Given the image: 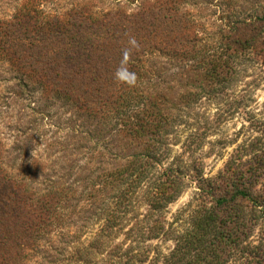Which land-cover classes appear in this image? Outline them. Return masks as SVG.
Segmentation results:
<instances>
[{
  "label": "rangeland",
  "instance_id": "rangeland-1",
  "mask_svg": "<svg viewBox=\"0 0 264 264\" xmlns=\"http://www.w3.org/2000/svg\"><path fill=\"white\" fill-rule=\"evenodd\" d=\"M79 3L84 13L110 12L108 19L118 20L120 38L106 40L109 49L95 52L91 66L83 67L87 73L70 84L81 91L143 88L161 118L140 136L119 134L115 119L107 118L100 106L92 116L44 83L42 75L61 48V37L51 38L39 22L51 23L53 16ZM129 15L132 23L126 22ZM241 21L239 31L232 30ZM2 31L0 167L25 178L56 210L66 204L70 213L62 227L47 228L40 252L21 258V264H76L87 249L86 260L103 264L116 245L148 249L146 261L134 264L162 260L176 244L171 231L189 227L195 209L215 206L220 197L227 198L230 215L244 217L236 220L240 234L236 244H228L224 264H264V0H0ZM89 37L96 44L104 41ZM133 38L135 47L129 43ZM120 46L151 51L144 57V72L127 71ZM220 48L240 56L233 60L231 74L220 71L226 79L218 82L198 63L202 55L193 52L205 55ZM10 52L19 59L9 60ZM150 146L164 151L160 163H151L147 177H140L127 195L129 212L116 211L112 196L127 185L120 183L122 176H109L119 170L126 176L131 168L127 160ZM169 164L181 169L182 185L161 212L160 233L131 242L129 228L159 225L144 216L151 209L147 198L154 180ZM62 189L64 195L69 192L68 201L54 196ZM105 210L125 219L108 222L112 234L101 244L98 234L110 217ZM23 225L19 216L0 225V264H11V256L18 257L19 246L28 242Z\"/></svg>",
  "mask_w": 264,
  "mask_h": 264
},
{
  "label": "trees",
  "instance_id": "trees-1",
  "mask_svg": "<svg viewBox=\"0 0 264 264\" xmlns=\"http://www.w3.org/2000/svg\"><path fill=\"white\" fill-rule=\"evenodd\" d=\"M82 10L84 8L80 3L75 4L68 11L53 16L51 23L47 20H40L39 22L42 28L48 31L51 38L61 37L58 41L61 48H58L59 51L54 53L55 56L50 61L48 71L42 75L47 89L56 95L58 94L60 97L70 100L79 109H84L92 116L96 115L94 107L100 106L104 110H102V113L106 114L107 118L115 119L116 130L119 134L128 133L132 135V133H135L140 136L146 127L155 128L156 119L161 118V114H159V110L157 112L153 111L158 108V105L152 103L151 99L145 96L143 88L132 89L127 86L126 88L121 87L114 91H104L102 88L97 91H81L80 88H74L70 84V81H73L75 77L77 78V75L83 76L87 73V70L85 71L83 67L88 64L91 66L92 62L90 63V61L93 60L95 52H106L109 49L110 46L106 45V40L109 44L111 38L114 40H119L120 38L118 36V20L114 16L113 19H108V16L111 15L110 12L107 14L97 12L92 15V13H84ZM144 16L145 14L143 13L141 17L144 18ZM133 21V15L126 17V22L132 23ZM242 24L243 21L234 22L232 30L238 32L239 26ZM126 28L127 26L123 28L122 32ZM260 30L258 29V32ZM1 34H5V32L2 31ZM89 35L101 37L104 40L102 41L103 44H96ZM254 39L255 37H251L250 40L253 42ZM234 43H237V41ZM1 44L2 41L0 40V46ZM225 48L228 49L227 45H225ZM126 49H130V54L126 59L125 56L122 58L128 61L127 71L131 70L134 72L138 70V73L144 72V65L146 64L144 62H147V59L144 57L151 51L135 52L132 50V47L120 46L119 52L124 54ZM220 49L216 52H205V55L202 52H193L194 55H202L198 63L204 66V70H207L205 71L207 76L218 82L226 79L220 71L227 69L230 70L228 74H231V69L234 67L232 64L236 62V60H233H238L240 56V52H224V49ZM15 54L16 52L7 53L10 58L9 60L14 59L17 61L19 56ZM16 61L15 63L19 65V62ZM94 74H97V71ZM44 83L42 82V84ZM51 86H54V88ZM117 104L119 105L113 110L112 106ZM156 141L162 143L161 140L156 139ZM160 154H164V151L154 150L150 146L146 150H141L139 153L132 155L127 160V164L131 168L127 170L129 172L126 173V176H123V172L121 174V170L111 173L110 178L119 180L122 176L123 178L120 183L127 185V187H122L118 194L115 192L114 196H112L114 198L111 203L114 204L116 211L129 212L131 204L126 198L127 195L131 193L133 187L137 186L140 177H147L149 167L153 168V164L160 163L162 158ZM181 178V169L174 167L173 164H169L158 174L154 180L155 189L150 192L149 198H147L151 208L149 214L151 212L157 216L155 214L151 216L146 214L144 220L149 218L154 224L159 225L141 227L137 231L134 227L129 228L126 232L127 239L131 237V242L136 243L139 240L141 242L145 238H154L160 233L161 212L178 195L179 188L182 185ZM24 179H19L17 175L8 174L6 170L0 167V225L19 216V219H24L23 227L25 229L23 235L28 240L27 243H22V246H19L20 252L18 257L14 259L11 256V264H21V258L25 260L34 252L39 253L42 249V244L40 243L44 238L43 234L47 232V228H52L51 232H53L54 228L62 227L61 224L69 219L70 215L66 204L60 205L58 210H56L50 198L37 195L33 192V188L24 182ZM53 188L56 189V186H51V191ZM64 190L53 191L54 196L57 197L60 194L59 197H61L63 195L65 196L63 200H66L67 197L68 201L69 196L67 193L69 192L66 191V195H64ZM237 191L239 194L248 196L243 190L237 189ZM53 192H49V194ZM227 202L226 197H220L215 206L211 205L208 207L202 205L195 209L190 217L189 227L183 228L182 231H177L176 229L171 231L172 235H175L174 240L176 244L170 254L163 256L162 260L159 258L152 259L149 264H224L226 262L225 257L227 256L228 244L229 248L230 244H236L240 234L235 225L237 223L236 220L244 218L240 214L230 215L227 210ZM109 210H105L108 216H110L106 220L107 224L101 228L98 234L101 244L106 243V240L112 234V230H110L111 225H108L110 221H113L115 218L118 220L125 219L124 216L116 217L113 214L114 211L110 212ZM87 250H84V254L86 255L83 256L85 257L78 259L79 261L76 264H96L90 258L86 260V257L90 256V252H87ZM147 252L148 249L140 245L137 248L129 245L125 249L121 245H116L111 250L109 256L103 259L102 262L103 264H134L136 261L144 262L146 261L144 259Z\"/></svg>",
  "mask_w": 264,
  "mask_h": 264
},
{
  "label": "clouds",
  "instance_id": "clouds-1",
  "mask_svg": "<svg viewBox=\"0 0 264 264\" xmlns=\"http://www.w3.org/2000/svg\"><path fill=\"white\" fill-rule=\"evenodd\" d=\"M129 43H130L132 46H134V47L137 46V42H136V40H135L134 38L131 39V40L129 41ZM129 54H130V49H126L125 52H124L125 59L128 57ZM122 63H123V62H122ZM122 70H123V68L117 70V73H116L117 78H119V73H120V71H122Z\"/></svg>",
  "mask_w": 264,
  "mask_h": 264
}]
</instances>
